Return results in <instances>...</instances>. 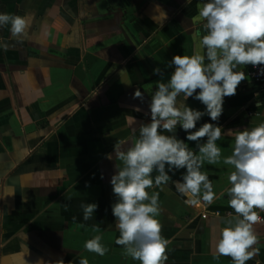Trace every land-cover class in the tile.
Segmentation results:
<instances>
[{
  "label": "crops",
  "instance_id": "obj_1",
  "mask_svg": "<svg viewBox=\"0 0 264 264\" xmlns=\"http://www.w3.org/2000/svg\"><path fill=\"white\" fill-rule=\"evenodd\" d=\"M157 7L162 21L154 19ZM199 7L200 0H0V13L30 21L24 36L0 28V264H79L82 256L89 264H139L115 244L109 180L119 161L105 156L149 122L148 102L161 79L153 69L166 80V62L199 51ZM249 69H239L246 80L224 98L222 135L264 122ZM137 90L143 99L134 97ZM187 104L203 111L199 101ZM205 122L212 121L205 116L197 127ZM217 144L222 157L231 155L229 138ZM203 170L217 194L209 210L232 212L225 194L230 166L221 161ZM148 191L159 192L165 264H231L229 257L213 259L228 216L202 219L200 204H185L171 183ZM82 203L98 204L93 220L82 221ZM253 230L259 254L247 264H264V224ZM95 235L108 249L103 257L84 250Z\"/></svg>",
  "mask_w": 264,
  "mask_h": 264
},
{
  "label": "clouds",
  "instance_id": "obj_2",
  "mask_svg": "<svg viewBox=\"0 0 264 264\" xmlns=\"http://www.w3.org/2000/svg\"><path fill=\"white\" fill-rule=\"evenodd\" d=\"M156 10L159 15L154 19L164 20L166 14L159 7ZM198 19L203 22L202 34H197L199 51L174 55L166 62L165 68L172 69L166 80L159 67L153 69V75L161 79L148 102L149 122L135 126L132 137L116 143L113 153L105 156L119 161L109 180L115 199L111 215L119 232L115 244L139 264H165L168 259V241L160 235L157 219L159 192L148 190L171 183L185 204L211 205L217 194L203 168L221 161L232 169L225 194L233 211L222 220L213 259L225 256L231 264H247L259 254L253 225L262 221L256 210L264 212V122L229 129L224 135L217 122L224 98L234 96L246 80L239 69L252 66L257 75L264 76V0H200ZM29 24L24 16L0 13V28L9 26L13 37L27 35ZM134 97L143 99V94L137 90ZM189 98L199 101L203 111L190 107ZM205 116L212 122L197 127ZM129 119L136 125L133 117ZM178 129L185 133L183 139L178 138ZM225 136L231 140L232 152L222 157L217 141ZM188 142H194V147ZM177 173L179 178L173 180ZM80 208L82 221L87 222L94 219L98 204L82 203ZM93 230L101 231L95 226ZM101 241L102 236L95 235L85 241L84 250L103 257L108 249ZM79 264H89V260L82 256Z\"/></svg>",
  "mask_w": 264,
  "mask_h": 264
},
{
  "label": "built area",
  "instance_id": "obj_3",
  "mask_svg": "<svg viewBox=\"0 0 264 264\" xmlns=\"http://www.w3.org/2000/svg\"><path fill=\"white\" fill-rule=\"evenodd\" d=\"M248 77L255 84L258 95L261 98V101H263L264 103V76L257 75V69L250 66V69L248 71ZM200 206L203 210V213L201 215L202 219H206L209 216H215V217L228 216V213H230V212L222 213L220 211H215V210L211 211L209 210V205L204 202H201ZM256 211L262 217V221H257L253 226L264 224V212H261L259 210Z\"/></svg>",
  "mask_w": 264,
  "mask_h": 264
}]
</instances>
